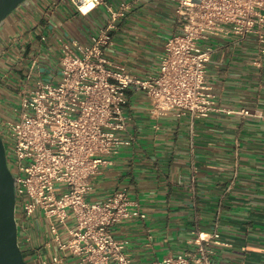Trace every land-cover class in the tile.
Instances as JSON below:
<instances>
[{
	"label": "crops",
	"instance_id": "crops-1",
	"mask_svg": "<svg viewBox=\"0 0 264 264\" xmlns=\"http://www.w3.org/2000/svg\"><path fill=\"white\" fill-rule=\"evenodd\" d=\"M57 1L47 15L50 0H30L0 25V117L22 75L56 67L60 37L90 42L110 16L109 6L117 8L122 0H104L87 13L70 0ZM174 3L133 2L118 18L109 55L131 74L154 72L165 40L177 29ZM212 39L207 80L217 109L152 117L145 91L129 89L127 133L133 139L93 177L88 199L103 200L127 187L146 213L113 227L127 240L133 264H155L193 248L196 229L217 230L227 242L212 243L215 264H264V56L261 65L254 63L260 57L254 35ZM54 251L63 259L51 264H80L76 256Z\"/></svg>",
	"mask_w": 264,
	"mask_h": 264
},
{
	"label": "built area",
	"instance_id": "built-area-1",
	"mask_svg": "<svg viewBox=\"0 0 264 264\" xmlns=\"http://www.w3.org/2000/svg\"><path fill=\"white\" fill-rule=\"evenodd\" d=\"M135 1L109 6L105 25L88 43L60 37L56 67L21 77L0 117V134L16 179L18 241L30 264L62 261L53 248L76 256L80 264H133L127 240L118 238L113 227L125 218L144 217L139 201L127 187L103 200L87 197L101 165L112 164L120 147L133 139L127 133L129 89L145 91L152 117L208 114L217 109L207 80L215 45L203 44V39L254 35L260 54L254 63L261 65L264 0H175L177 29L165 40L156 70L145 76L129 73L108 48L115 43L118 18ZM102 2L70 0L82 13ZM57 3L50 0L44 13L51 15ZM41 38L47 34L41 32ZM31 60L39 61L36 55ZM226 111L250 113L247 108ZM195 234L193 248L155 264H215L212 243L227 242L217 230L196 229Z\"/></svg>",
	"mask_w": 264,
	"mask_h": 264
},
{
	"label": "water",
	"instance_id": "water-1",
	"mask_svg": "<svg viewBox=\"0 0 264 264\" xmlns=\"http://www.w3.org/2000/svg\"><path fill=\"white\" fill-rule=\"evenodd\" d=\"M30 0H0V25L13 10ZM15 175L0 134V264H30L18 241Z\"/></svg>",
	"mask_w": 264,
	"mask_h": 264
},
{
	"label": "rangeland",
	"instance_id": "rangeland-1",
	"mask_svg": "<svg viewBox=\"0 0 264 264\" xmlns=\"http://www.w3.org/2000/svg\"><path fill=\"white\" fill-rule=\"evenodd\" d=\"M219 38V37H218ZM213 39L211 38V39H208V40H205V39H203L202 41H201V43H203V44H212V45H214L213 44V41H212ZM19 75H22V74H19ZM36 75H37V73H36ZM22 78H24L23 77V75L21 76ZM46 79L48 78L46 75L44 76ZM17 89H18V86H13L12 87V90L10 91V94L11 95H15V93L17 92ZM10 94L7 96V98H5V100H7V102H12L13 101V99L12 98H10Z\"/></svg>",
	"mask_w": 264,
	"mask_h": 264
}]
</instances>
